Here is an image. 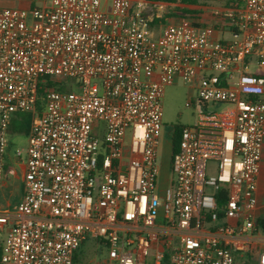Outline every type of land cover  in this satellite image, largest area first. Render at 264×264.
Segmentation results:
<instances>
[{"label":"built area","instance_id":"obj_1","mask_svg":"<svg viewBox=\"0 0 264 264\" xmlns=\"http://www.w3.org/2000/svg\"><path fill=\"white\" fill-rule=\"evenodd\" d=\"M174 11L146 0L0 8V177L13 116H31L0 264H75L89 240L106 256L88 264H264V0L209 10V26ZM177 79L234 114L183 125L161 180L162 99ZM49 80L65 88L41 93Z\"/></svg>","mask_w":264,"mask_h":264},{"label":"rangeland","instance_id":"obj_2","mask_svg":"<svg viewBox=\"0 0 264 264\" xmlns=\"http://www.w3.org/2000/svg\"><path fill=\"white\" fill-rule=\"evenodd\" d=\"M231 0H199L200 4H198V7H203L204 11L206 12V16L210 17V11L212 10H219L226 6ZM5 1L0 0V7H4L6 4ZM37 5L42 6L41 0H36ZM210 10V11H209ZM220 37H226L230 38V35H222L220 34ZM255 68L252 70L254 71ZM264 70V68H263ZM69 84H72V82H68ZM62 87V86H61ZM189 98L193 99L192 107H187L186 103L189 100ZM197 91H194L190 89V85L186 84L181 79H177L176 82L168 86L165 90L162 103H163V112H164V128H163V138L161 139L162 145L159 148V164L163 168V174L164 176L161 178V180H164L166 176V171L168 169V166L170 165V155L172 152L171 144L172 139L175 131V126L177 125H194L197 120V116L200 113H205L207 115H220L226 112L228 109L231 108L230 105L220 103V104H212L209 103L207 106L199 103L197 100ZM11 144L8 146L6 154H5V163H7L9 160V157L15 159L18 158L17 156V147H23L25 144H19L16 139L10 138ZM24 154L22 158H24ZM213 169V166H212ZM4 170L1 174L3 175ZM261 192L264 193V170L262 173L261 178ZM10 202L14 205L15 199L13 197H7ZM7 198H4L0 196V206L6 207ZM6 232L4 233L3 240L6 239ZM96 241L89 240L87 241L81 248H80V255H82L83 261L86 262V264L89 263V261L97 260V261H103L104 257L106 256L105 251H102L99 249V251L96 252ZM85 264V263H84ZM238 264H241L238 263Z\"/></svg>","mask_w":264,"mask_h":264},{"label":"crops","instance_id":"obj_3","mask_svg":"<svg viewBox=\"0 0 264 264\" xmlns=\"http://www.w3.org/2000/svg\"><path fill=\"white\" fill-rule=\"evenodd\" d=\"M4 1V0H3ZM42 5L46 3L47 0H41ZM6 5L5 6H13V7H22L25 9H30L34 5H37L36 1L33 3H22L20 4L19 2L15 0H8L4 2ZM1 8V7H0ZM201 8V7H199ZM206 15V14H205ZM206 23H210V17H208L207 20H205ZM220 34L222 35H230V38H232V35L230 34L229 31H218L217 32V37L220 39H230L226 37H220ZM229 105V104H228ZM231 108L228 109L226 112L223 114L217 115L219 118V122L223 126H227L230 124V121L232 119V116L234 114V107L230 105ZM22 123V118L20 113H17L13 116L10 128L8 131V141H9V146L11 144V139L14 138L19 144H25L23 147H17V152L18 150H23V154L25 155L24 158H22L23 154L21 157L18 158H11L9 157V161L4 164V173L0 177V196L7 198L13 197L15 199L14 205L12 202L9 201L7 198V203L6 207L0 206V213L4 214H10L14 215L16 212V206L17 204L21 201L22 196H23V178L26 172V149L28 147V132L23 131L24 126L21 125ZM31 123V122H30ZM30 128V126H29ZM29 131V129H28ZM18 156V155H17ZM264 170V149H263V160H262V165H261V171H260V176H259V187H258V192H257V197H258V205H257V216L264 215V193L261 192V178H262V173ZM147 263H150V260H147Z\"/></svg>","mask_w":264,"mask_h":264},{"label":"trees","instance_id":"obj_4","mask_svg":"<svg viewBox=\"0 0 264 264\" xmlns=\"http://www.w3.org/2000/svg\"><path fill=\"white\" fill-rule=\"evenodd\" d=\"M149 3H170L172 5H175V11L173 13V16L179 19H186L191 20L192 23L196 26H209V23H206L205 20L208 19V17L201 18L199 15H201L204 11L203 9L199 8L198 4H200L199 0H146ZM181 5H184L181 7ZM161 21H165L164 19H161ZM218 27V26H217ZM258 76L264 77V70L259 69L256 73ZM55 86L58 89L62 90L65 88L64 84H59L55 81H47V83L44 85V87L41 89V93H44L45 87ZM62 86V87H61ZM22 118L21 125L24 126L23 131L28 132L30 122H31V116L28 113H20ZM183 125H177L175 126V131L172 139V151L175 152L178 150L179 142H180V129ZM257 226L264 232V215L257 216ZM1 254V251H0ZM82 255L76 256V263L75 264H84L83 259L81 257ZM239 261L241 264H248V259L245 257L239 258ZM86 263V262H85Z\"/></svg>","mask_w":264,"mask_h":264}]
</instances>
